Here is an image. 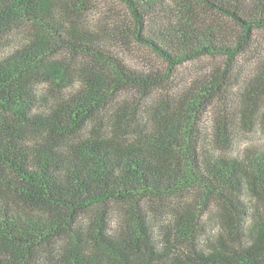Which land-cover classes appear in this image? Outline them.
<instances>
[{
    "label": "trees",
    "instance_id": "16d2710c",
    "mask_svg": "<svg viewBox=\"0 0 264 264\" xmlns=\"http://www.w3.org/2000/svg\"><path fill=\"white\" fill-rule=\"evenodd\" d=\"M89 1L0 0V264H264V147L229 157L199 139L207 108L234 97L228 67L264 30V0H118L131 18L111 40L148 46L170 69L226 58L175 94L83 26ZM26 25L27 40L3 51ZM128 89L161 91L146 119L119 98ZM236 97L264 122V61ZM217 129L229 145L226 120ZM187 193L195 204L162 223L151 206ZM210 202L218 237L198 248Z\"/></svg>",
    "mask_w": 264,
    "mask_h": 264
},
{
    "label": "rangeland",
    "instance_id": "374dc122",
    "mask_svg": "<svg viewBox=\"0 0 264 264\" xmlns=\"http://www.w3.org/2000/svg\"><path fill=\"white\" fill-rule=\"evenodd\" d=\"M57 4L61 7H66V5L71 6L70 0H57ZM129 17L130 14L127 7L118 0H90L87 9L83 12L81 22L86 29L103 39L110 50L131 69L142 73H159L165 76V85L166 89H169V93L175 94L180 92L194 80L209 74L216 67H221L222 69L226 67L225 57L206 56L186 61L170 69L167 61L148 46L140 44L135 40L130 44L122 43L120 40L116 39L111 40V37H114L110 32L113 23L122 19L129 21ZM213 18L215 17L212 16V19ZM31 30L33 29L27 25L15 30L9 37V44L3 51H9L23 44L31 35ZM68 56L69 54H66V49H63L57 57L67 58ZM74 60L75 65H79L82 61L81 58L78 57ZM263 61L264 30H257L251 50L242 53L237 59L236 64L228 67L227 74L230 78L228 92L229 95L234 97L218 98L201 116V120L199 121V139L202 143L207 145L208 143H213L214 145L212 147L223 156L236 157L242 155L248 149L264 147V122H260L257 117L251 120L249 117L250 115L245 118L244 110L246 103L244 97H236V95L241 92L245 83L253 77V74L259 69ZM75 88H77L76 82L72 83L64 92L67 93ZM153 91L151 95H145L141 91L128 89L121 92L119 98L121 100L127 99L128 101L133 99L137 100V103H139L138 118L140 120L142 118L146 119L148 115L147 110L152 103L153 97H157V95L161 93L159 89ZM223 114H225L224 117H222ZM225 120L226 131L230 136L229 145L220 144L216 139L219 122ZM191 196L190 193H187L175 201H165V204L161 207L154 204L151 208L156 206V211L154 212L160 216V221L162 223H171L174 211L173 206L177 205L186 208L188 204L191 203V200H193V204H195L196 198H192ZM117 217V214H114L112 217L111 221L113 225H115ZM215 218L216 208L214 203L210 202L205 212H203L199 218V225L197 227L198 248L204 246L207 231L210 232L212 240L218 237L217 230L219 226L214 225Z\"/></svg>",
    "mask_w": 264,
    "mask_h": 264
}]
</instances>
